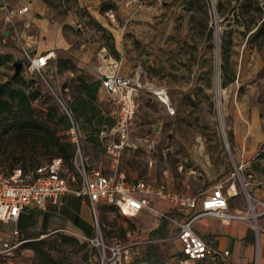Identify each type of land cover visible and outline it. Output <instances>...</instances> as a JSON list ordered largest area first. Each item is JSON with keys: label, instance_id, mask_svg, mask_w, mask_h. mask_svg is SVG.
I'll return each instance as SVG.
<instances>
[{"label": "rangeland", "instance_id": "374dc122", "mask_svg": "<svg viewBox=\"0 0 264 264\" xmlns=\"http://www.w3.org/2000/svg\"><path fill=\"white\" fill-rule=\"evenodd\" d=\"M28 2L27 14L32 18L43 15L63 32L65 46L56 50L45 75L53 88H68L82 132L79 154L87 169L105 158L106 138L101 139L100 132L114 125L115 106L107 94L100 99V105L98 99L86 103L80 82L97 80L100 87V78L109 69L124 76L137 75L143 82L164 88L174 104L175 114L171 116L157 99L144 91L139 93L128 123L131 146L119 158V162L121 157L127 161L137 177L149 174L161 179L165 174L172 176L178 187L202 192L230 176L237 165L239 142L244 141L249 128L248 138L264 133V0H101L100 10L109 7L101 11L108 20L105 27L87 18V11L77 0ZM110 9L115 23L107 16ZM24 22H17L6 44L19 49L16 39L31 43L37 36L36 25L25 27ZM3 38L0 32V41ZM20 58L5 59L0 65V86L4 83L23 90L29 96L31 109L35 108L33 99L37 94L55 107L37 77H25L20 70L11 81L12 64L22 62ZM35 85L41 90L32 95ZM2 98L13 103L6 93ZM55 108L56 115L63 117ZM12 115L0 116V168L35 166L55 155L37 135L18 130ZM40 118L36 120L44 117ZM67 126L65 120L51 123L61 142L70 144L68 150L73 156L75 149L66 133ZM240 195H244L243 190ZM99 210L96 232L100 242L110 245L114 239L145 246L144 254L154 264L176 263V210H159L164 216L150 214L158 228L143 238L139 234L131 236L138 227L139 231L142 228L132 217L121 215L111 206H100ZM246 210L247 202L242 211ZM262 216L256 222H247L256 249L253 225L259 228V240ZM12 226L0 220V235L6 236ZM19 226H24L22 221ZM23 237L29 242L19 254V264H73L78 247L74 239L60 233L40 236L24 232ZM141 239L144 244L136 242ZM37 241H42L38 253L30 245ZM92 246L101 252L99 245Z\"/></svg>", "mask_w": 264, "mask_h": 264}, {"label": "built area", "instance_id": "2783aa9c", "mask_svg": "<svg viewBox=\"0 0 264 264\" xmlns=\"http://www.w3.org/2000/svg\"><path fill=\"white\" fill-rule=\"evenodd\" d=\"M29 10V5L13 6L8 0L0 1V15L7 26L16 30L17 19ZM111 23H115L112 11L107 12ZM22 54L21 74L25 77H37L40 84H44L54 100L62 116L68 122L66 133L73 144L75 154L70 160V166L63 158L54 157L49 161L30 170L14 167L11 170H0V220L16 221L20 213L30 207L41 209L47 200L56 201L65 192L85 198L92 210L94 222H97V205L102 202L114 206L125 216H135L140 210L147 209L155 215L164 216V212L155 210L145 195L152 194L160 199L168 200L177 209L186 212V217L177 223V238L181 244L180 256L175 264H194L206 260L210 264H233L229 260L228 250L215 249L193 230V222L204 215L220 219L223 223L239 220L256 222L264 215V200L254 198L248 190L250 180L245 170V163H238L231 172L229 182L224 186L216 183L209 193L195 196L180 193L175 190H165L164 185L153 186L145 179L126 181L124 175L106 174L100 169H87L80 151L82 132L75 119L71 98L67 87L58 89L50 86L45 73L51 67L49 54L32 53L31 44L17 39ZM110 60V59H109ZM100 86L115 106L114 125L100 132L101 138H106L105 153L110 157L113 167L117 168L119 158L124 149L131 146L128 142V123L136 109V99L144 91L157 99L165 108L168 115L175 114V108L167 91L162 87L143 82L139 76H124L116 69L105 70L100 78ZM41 90V86H39ZM35 90H38L35 85ZM36 106L46 109L48 103L42 94L34 100ZM243 190L247 202L246 211L230 212L228 197L237 195ZM254 238L258 246V226L253 225ZM29 239L22 238L18 230H13L0 245V264H17L19 254ZM89 243L101 247V264L116 260L118 264H125L131 259L133 249L131 245L119 240L105 245L98 237L88 240ZM255 264V263H253Z\"/></svg>", "mask_w": 264, "mask_h": 264}, {"label": "crops", "instance_id": "0c3cea01", "mask_svg": "<svg viewBox=\"0 0 264 264\" xmlns=\"http://www.w3.org/2000/svg\"><path fill=\"white\" fill-rule=\"evenodd\" d=\"M8 1L15 7L29 4L28 0ZM77 2L79 6L84 7L87 11V18L89 17L93 19L102 27H105L104 25L108 24L107 18L101 14L98 5L101 0H77ZM110 11L112 10L110 9ZM28 12L29 10L23 16L18 17L17 22L19 20H25V27L28 24L36 25L37 27V36L33 37V40L31 39L30 43L32 53L50 54V52H53L55 54L57 49L65 46V38L59 25L54 26L43 15H38L37 18H32L30 13L27 14ZM119 13L120 9H117V14ZM71 19L73 20L74 18L72 17ZM76 19H78L77 16ZM12 31L13 30L4 23L0 15V32L4 35V38L0 41V54L8 53L12 55L13 59H17L18 57H21L20 59H22L20 49H17L10 44H6V40H8L9 34ZM51 58L53 59V57ZM105 95L106 93L103 88L101 86L98 87L96 96L99 105L101 101L100 99H103ZM111 104L114 105L112 102ZM246 123L249 125L247 120ZM249 132L250 128L246 131L247 135L245 136L246 133L243 135L244 141H242V143L241 141L239 142L240 145L237 150L238 155L236 164L240 162L245 163V170L249 175L250 180L248 187L249 192L254 198L264 200V133L257 132L255 135L249 136L248 138ZM93 167V169H100L106 174H113L115 176L122 174L126 181H135L142 178L153 186L164 185L165 190H175L192 196L201 193H209L214 186L213 185L202 192L192 193L188 188H185L187 186L178 187V182L175 181L172 176H166L164 174V178L157 179L150 177L149 174H145L137 177V172L134 170L130 171L127 161L123 157H121L118 167L114 168L113 163L107 154H105V158L101 161L94 163ZM229 177L225 180H220L219 182H222L224 186H226L229 182ZM145 197L149 199L151 206L157 211L174 209L179 216V221L186 217V212L177 209L168 200L160 199L152 194L145 195ZM245 203L244 196H241L240 193L228 197V209L230 212L243 210ZM100 206L109 207L111 205L100 202L97 205L96 217L100 213ZM150 214L155 215L147 209H142L135 216H132L131 219L136 220L137 224H141L142 228H140L139 231L138 227L137 231L133 232L131 236L134 237L139 234V237L143 238L144 234L153 235L152 231L158 228V222L157 220H154L153 222V218ZM27 220L29 221L27 222ZM20 221L23 222L25 227H17V224H19ZM7 222L12 223L13 226L7 230L8 233L6 236L0 235V245L12 235L13 230H18L22 238H24V232L39 233L40 236L60 233L66 237L74 239L78 243L77 252L72 258L73 264H101L100 250L97 247L92 246L88 241L97 237L96 231L98 227L94 222L91 207L88 201L83 197L65 192L59 195L56 201L47 200L43 208H27L20 213L16 221ZM260 227L262 232L258 240V249H256L252 243L251 235H249L247 222L232 220L228 223H223L220 219L210 215L201 216L193 222L194 232L215 249L228 250L229 260L233 264H264V216L260 219ZM128 236L130 238V233ZM114 241L116 240H110L111 244ZM144 241L145 240L141 239L136 242L143 243ZM123 243L131 245L132 249H136V251L133 250L134 252L131 255L129 262L125 264H154L152 258H149L144 254V250L146 249L145 246L143 247L140 245L138 247L126 241H123ZM176 245L179 247L178 254L180 256L181 244L178 238L176 239ZM133 257H135V259L137 257L144 258L134 260L132 259ZM17 264H19V258Z\"/></svg>", "mask_w": 264, "mask_h": 264}, {"label": "trees", "instance_id": "16d2710c", "mask_svg": "<svg viewBox=\"0 0 264 264\" xmlns=\"http://www.w3.org/2000/svg\"><path fill=\"white\" fill-rule=\"evenodd\" d=\"M108 9L109 7H106V6L101 7V11L108 10ZM262 23H264V21H262ZM111 48H113V46H111ZM12 58H13L12 55L8 53L0 54V65L5 61V59H12ZM16 78L17 76L12 77L11 81H14ZM98 86H99V81L97 80H94L91 82H84V81L80 82L81 94L85 99H87L86 103H89V102L92 103V101H95L97 99L96 92H97ZM37 87H38V90H35L32 95L37 94V92L40 91L39 86ZM5 93L7 94L8 98L13 101V103L9 102L8 100H3L2 97ZM39 95L37 94V96L33 99V101L37 99ZM55 107L53 106L50 107L48 105L46 109H42L41 107L35 105V108L31 109L30 104H29V96H27L23 90H14L4 83L1 84L0 86V116L13 114L12 118H16L15 120L17 123L18 130L26 131L30 133L31 135H33V137L37 135L36 137L43 141V143L45 144V147L50 148L53 154H55L50 159L54 157H61L64 159L65 163L70 166L69 163L72 158V155L70 156V152L68 150L70 144L68 142H61L60 136L57 135L56 129L51 127V123L59 124L65 120L68 125V122L64 117L56 115ZM73 111H74V108H73ZM74 115H75V111H74ZM37 117L39 118L44 117V118L42 121H38L36 120ZM6 119L7 117L3 118L2 121ZM75 119L77 120L76 115H75ZM41 164L43 163H40L35 166L22 167L21 165H17L14 167H20L23 170H30ZM0 170H4V169L0 168ZM28 242L29 241H27L24 244V246ZM41 243L42 241H37V242L31 243L30 245H32V248L34 249V251L38 253L39 246ZM197 262L200 264H210L206 260L197 261ZM197 262H195L194 264H196Z\"/></svg>", "mask_w": 264, "mask_h": 264}, {"label": "water", "instance_id": "95a60500", "mask_svg": "<svg viewBox=\"0 0 264 264\" xmlns=\"http://www.w3.org/2000/svg\"><path fill=\"white\" fill-rule=\"evenodd\" d=\"M12 65L14 67L13 77H16V76H18L20 74V70H21V67H22V62L21 61H15ZM106 264H118V263H117L116 260H110Z\"/></svg>", "mask_w": 264, "mask_h": 264}, {"label": "bare ground", "instance_id": "6f19581e", "mask_svg": "<svg viewBox=\"0 0 264 264\" xmlns=\"http://www.w3.org/2000/svg\"><path fill=\"white\" fill-rule=\"evenodd\" d=\"M53 56H54V53L50 52L49 57H53Z\"/></svg>", "mask_w": 264, "mask_h": 264}]
</instances>
